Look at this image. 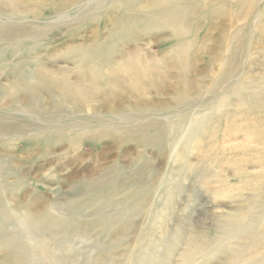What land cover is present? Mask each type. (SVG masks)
I'll return each instance as SVG.
<instances>
[{"label":"rangeland","instance_id":"obj_1","mask_svg":"<svg viewBox=\"0 0 264 264\" xmlns=\"http://www.w3.org/2000/svg\"><path fill=\"white\" fill-rule=\"evenodd\" d=\"M44 240L264 264V0H0V264Z\"/></svg>","mask_w":264,"mask_h":264},{"label":"bare ground","instance_id":"obj_2","mask_svg":"<svg viewBox=\"0 0 264 264\" xmlns=\"http://www.w3.org/2000/svg\"><path fill=\"white\" fill-rule=\"evenodd\" d=\"M156 134V133H155ZM159 134V133H158ZM29 229H37L42 234L49 233L52 236L56 235L59 232L66 231L67 225L64 222L56 221V223H44V222H29L28 224ZM75 231L78 230V227L74 228ZM22 249V247H20ZM40 258L43 264H49L51 261L50 248L48 241H42L40 244L36 246L34 249Z\"/></svg>","mask_w":264,"mask_h":264}]
</instances>
